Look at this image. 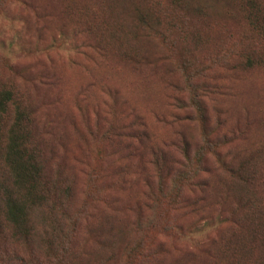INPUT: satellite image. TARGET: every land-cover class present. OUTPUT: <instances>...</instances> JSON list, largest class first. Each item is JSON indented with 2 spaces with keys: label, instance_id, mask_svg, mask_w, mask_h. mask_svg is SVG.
<instances>
[{
  "label": "rangeland",
  "instance_id": "rangeland-1",
  "mask_svg": "<svg viewBox=\"0 0 264 264\" xmlns=\"http://www.w3.org/2000/svg\"><path fill=\"white\" fill-rule=\"evenodd\" d=\"M135 3L142 6L141 0H35V13L12 0H0V83H13L26 92L29 110L36 112L40 125L50 124L44 137H55V150L64 153L62 181L76 182L67 217L92 216L94 225L104 226L98 237L105 236L95 240L85 234L84 226L74 233L65 218L62 231L51 236L38 222L28 243L0 241L4 255L0 264H17L14 259L25 264H123L125 250L121 247L142 238L143 233L154 244V264H263L260 248L246 257L236 250L234 255L225 251L226 239L234 229L228 215L231 200L221 196L225 175H209L207 210L205 201L202 210L200 202L197 211L172 213L163 198L172 192L181 150L157 152L155 167L146 164L148 156L141 160L128 157L121 147L107 143L103 120L123 126L134 111L157 144L176 140L181 148L178 141L183 138L191 156L201 145V129L196 120L184 118L190 109L191 95L185 87L190 77L195 87L206 82L224 88L222 92L227 90L223 95L217 88L203 100L211 120L209 129H214L219 114L223 119L215 132L220 136L235 124H249L244 141L236 140L222 151L232 152L237 143L242 149L254 148L264 143V66L238 72L223 69L221 61L230 59L238 47L235 36L242 27L235 20L226 21L222 8L214 11L212 7L206 19L189 8L186 21L163 15L160 30L167 40L155 37L160 31L150 35L143 41L144 54L135 50V58L127 61L117 54L112 39L100 36L99 27L120 18L130 22ZM89 24L94 33L86 34ZM223 51L231 53L224 56ZM139 53L149 62L140 64ZM39 77L36 87L25 81ZM54 159L61 160L55 155ZM162 160L165 176L159 179ZM149 192L157 203L145 208ZM187 192L182 194L188 199L201 195L196 192L193 197ZM259 197L264 206V189ZM137 206L143 209L144 220L135 232L130 223L135 221ZM106 223L114 228L112 239H107ZM161 242H166L167 254Z\"/></svg>",
  "mask_w": 264,
  "mask_h": 264
},
{
  "label": "trees",
  "instance_id": "trees-1",
  "mask_svg": "<svg viewBox=\"0 0 264 264\" xmlns=\"http://www.w3.org/2000/svg\"><path fill=\"white\" fill-rule=\"evenodd\" d=\"M12 1L38 13V8L34 6L35 0ZM141 2L142 6L133 4L134 16L130 22L125 23L124 18H120L110 25L103 23L99 27L100 36L106 35V39H112L117 54L125 60L134 59L135 55L132 52L135 50L142 52L143 41L147 40L145 38L149 39L150 35L158 31L160 32L155 37H163V42L167 40L160 30V18L163 15L169 19L177 15L186 21L189 16L185 10L189 8L206 19L212 7L214 11L222 8L226 21L235 20L237 26L242 27L240 33L235 36L238 47L230 59L221 61L223 69L238 72L264 66V0H141ZM174 12L179 13L174 14ZM93 29V24H89L84 33H94ZM96 29L95 24V31ZM195 36L197 37V34ZM132 40L134 41L131 42ZM95 48L98 49L97 44ZM230 53L223 51L224 56ZM139 57L142 59L140 64L149 62L147 56H141L139 53ZM182 64L185 65L183 62ZM41 78L25 81L36 87L35 85L40 84ZM185 87L191 96L187 106L190 109L184 118L187 121L196 120L201 129V145L191 156L188 148L184 146L186 140L183 138L178 141L183 145L181 148L176 140H165L157 144L148 132L146 123L140 116L134 114V111H131V118L123 126L106 122L104 119L103 137L111 147H121L128 157L141 160L142 157L148 156L146 164L154 167L159 156L156 155L157 152H168L173 148L181 150L182 158L178 162V170L171 182L172 192L163 198L172 213L180 212V209L197 211L200 202L202 210L205 201L207 203L204 211L207 210L208 195L212 185L209 175L211 173H213L212 177L225 175L221 196L225 195L231 200L228 215L230 224L234 226L233 232L224 244L225 251L234 255L236 250L241 256L244 254L246 257L260 248L261 261L264 264V206L259 197V193L264 189V143L251 149L241 148L238 143L244 141L249 127L247 121L243 126L235 124L228 133L220 136L215 132L223 119L219 114V120L218 116L214 119V129L208 128L211 120L205 112L203 100L209 98L217 88L223 95L227 93L226 89L222 92L224 88L206 82L195 87L191 84L190 77L186 78ZM25 93L13 83H0V241L9 240L11 244L28 243L33 239L35 224L38 222L44 225L46 233L49 229L51 236H57L62 231L63 218L70 221L74 233H78L81 226H84L86 235L92 236L95 240L104 239L105 236L97 235L104 226L99 223L94 225L92 216L67 217L71 193L76 182L71 179L62 181L60 174L63 173L64 153L61 155L55 150L53 142L55 137L51 138L52 140L45 139L44 135L48 132L44 134V131L50 124L47 121L46 125H40L36 112L29 110ZM236 140L238 143L232 152L229 151L227 154L222 151ZM54 155L61 160L55 161ZM54 170L56 175L53 174ZM160 170L158 178L162 179L165 176H162V172L165 171L163 160ZM217 179L214 185L218 183ZM185 189L190 196L193 194L194 197L196 192L201 195L196 196L197 200L188 199L182 194ZM144 202L145 208H150V204L155 205L157 199L149 192ZM216 205L221 209L217 202ZM138 208L139 206L135 210V221L130 223L135 232L140 231L143 225L141 222L144 220L141 214L143 209ZM95 209L94 207L93 212ZM106 226L108 229L105 232H108L109 237L107 239H112L114 228L111 223L110 225L106 223ZM164 238L167 240L169 235L165 234ZM133 241L129 244L126 242L121 247L125 250L123 264H154V261H151L154 256L152 252L154 244L146 241L145 233L142 238L137 237ZM159 246H162L164 253H168L166 242H161ZM1 258H4V255L0 250ZM14 260L17 264H25L22 259Z\"/></svg>",
  "mask_w": 264,
  "mask_h": 264
}]
</instances>
